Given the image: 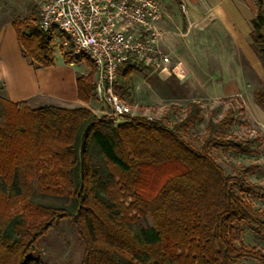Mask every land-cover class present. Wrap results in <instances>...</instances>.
Segmentation results:
<instances>
[{
  "label": "trees",
  "instance_id": "obj_1",
  "mask_svg": "<svg viewBox=\"0 0 264 264\" xmlns=\"http://www.w3.org/2000/svg\"><path fill=\"white\" fill-rule=\"evenodd\" d=\"M250 1L256 8L250 46L264 71V0ZM39 9L34 5L27 20L11 26L23 57L47 67L52 38L38 29ZM63 60L81 59L70 48ZM89 62V72L76 78L83 102L93 97ZM253 96L264 107V80ZM199 113L190 102L179 125L194 123ZM206 128L197 148L159 120L125 115L114 123L85 106L32 107L0 94V264H45L31 253L64 218L82 240L80 264H239L243 258L264 264V250L240 237L246 225L264 239V219L249 199L264 198V187L242 176L250 167L226 175L208 151L248 149L217 136L211 120ZM22 198L34 202L37 219L9 212Z\"/></svg>",
  "mask_w": 264,
  "mask_h": 264
},
{
  "label": "rangeland",
  "instance_id": "obj_2",
  "mask_svg": "<svg viewBox=\"0 0 264 264\" xmlns=\"http://www.w3.org/2000/svg\"><path fill=\"white\" fill-rule=\"evenodd\" d=\"M41 1L0 0V31L13 20H27L32 7L39 6ZM237 3L242 6L245 22L251 29L248 19L255 14V6L250 0H237ZM162 5L164 14L159 25V45L170 54L172 63L181 62L186 75L178 79L174 75L147 69L134 70L127 78L120 75L116 92L128 104L131 110L128 116L159 120L197 148L203 144L207 136L206 125L211 120L216 124L217 136L241 143L248 149L242 152L209 146V153L224 173L239 175L245 167H250V171L242 176L264 187V107L253 96L254 88L264 80V74L258 67L256 55L250 53L249 33L245 32L237 42L226 22L213 18L210 11L206 15L207 21L202 22L196 18L199 11L190 13L188 7L182 5L183 23L173 0H162ZM64 41V35L57 33L56 39H52L55 64H60L63 53L70 49L69 44H63ZM79 58L77 67L84 69L85 73L81 75H86L90 70L89 61L85 57ZM26 102L32 107L45 104L64 108L86 107L85 104L69 105L51 99ZM190 102L198 104L200 115L194 123L182 127L179 123L185 117ZM87 108L99 118L110 119L106 114L108 111L94 97L89 99ZM123 120L122 117L113 121L119 123ZM249 199L264 219V198L252 195ZM55 202L59 201L55 199ZM32 204L34 202L30 198H22L9 212H24L27 218L37 219V209ZM240 237L244 243L264 250V239L248 226H243ZM83 251L75 224L71 218H64L56 221L39 239L31 255L40 257L45 264H80ZM238 263L259 264L247 258Z\"/></svg>",
  "mask_w": 264,
  "mask_h": 264
},
{
  "label": "built area",
  "instance_id": "obj_3",
  "mask_svg": "<svg viewBox=\"0 0 264 264\" xmlns=\"http://www.w3.org/2000/svg\"><path fill=\"white\" fill-rule=\"evenodd\" d=\"M162 0H42L38 29L56 39L60 32L72 53L94 66L93 97L110 120L131 110L116 92L127 68L147 69L182 79L181 62L172 63L159 45Z\"/></svg>",
  "mask_w": 264,
  "mask_h": 264
},
{
  "label": "crops",
  "instance_id": "obj_4",
  "mask_svg": "<svg viewBox=\"0 0 264 264\" xmlns=\"http://www.w3.org/2000/svg\"><path fill=\"white\" fill-rule=\"evenodd\" d=\"M173 1L177 5L175 0ZM178 1L180 7L178 5L177 7L183 23L185 14L181 11L182 5L187 6L190 13L199 11V16L196 18L202 22L207 21L208 11L213 13V18L225 21L237 42L245 32L250 33L243 16L242 6L237 3V0ZM253 16L249 17V22ZM251 51L253 55L254 52L252 49ZM255 59L259 69L262 70L257 56ZM84 73V69L78 68L76 63H67L64 60L60 64H55L53 61V64L47 67H34L21 54L11 23L0 31V94L7 99L13 102L51 99L69 105L85 104L88 107L89 101L83 102L77 97L76 78Z\"/></svg>",
  "mask_w": 264,
  "mask_h": 264
}]
</instances>
